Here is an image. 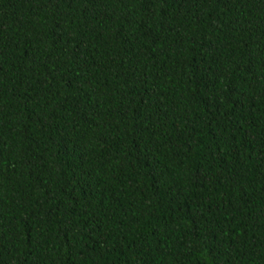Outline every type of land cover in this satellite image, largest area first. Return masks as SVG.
<instances>
[{"label":"trees","instance_id":"1","mask_svg":"<svg viewBox=\"0 0 264 264\" xmlns=\"http://www.w3.org/2000/svg\"><path fill=\"white\" fill-rule=\"evenodd\" d=\"M0 264H264V0H0Z\"/></svg>","mask_w":264,"mask_h":264}]
</instances>
